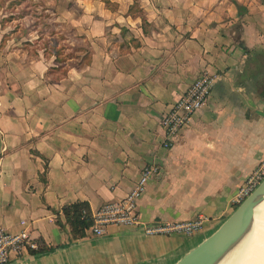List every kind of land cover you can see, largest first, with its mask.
<instances>
[{"label":"crops","instance_id":"0c3cea01","mask_svg":"<svg viewBox=\"0 0 264 264\" xmlns=\"http://www.w3.org/2000/svg\"><path fill=\"white\" fill-rule=\"evenodd\" d=\"M59 1L54 15L89 61L58 79L54 56L22 52L0 14V229L54 247L6 264H174L231 214L264 159V94L240 78L264 48V0ZM202 71L209 98L166 148L162 113ZM146 165L157 172L137 200L141 223L202 215L201 235L108 224L71 239L64 206L121 199Z\"/></svg>","mask_w":264,"mask_h":264},{"label":"built area","instance_id":"2783aa9c","mask_svg":"<svg viewBox=\"0 0 264 264\" xmlns=\"http://www.w3.org/2000/svg\"><path fill=\"white\" fill-rule=\"evenodd\" d=\"M213 78L202 71L187 87V89L162 113L161 126L164 131L163 146L173 145L180 131L186 127L191 117L202 108L209 98ZM156 167L146 165L129 193L118 200L110 201L99 206L91 213L92 225L89 230L96 236L104 233L108 224L140 227L146 235L173 234L182 232L195 234L203 227L206 218L198 215L195 219L174 223H141L137 213V200L142 194L148 180L156 174ZM264 174V159L248 175L243 185L238 189L234 204H239L255 187L257 181ZM39 242L30 237L26 230L10 233L0 229V264H6L12 253L18 254L23 249L37 250Z\"/></svg>","mask_w":264,"mask_h":264},{"label":"trees","instance_id":"16d2710c","mask_svg":"<svg viewBox=\"0 0 264 264\" xmlns=\"http://www.w3.org/2000/svg\"><path fill=\"white\" fill-rule=\"evenodd\" d=\"M37 7L38 5L33 0H11L5 7L7 15L2 18V21L15 22L10 32L15 34L16 40L20 41V50L26 52L29 57L36 56L37 50L40 49L43 50L45 57L53 55L55 66L50 67L48 73L57 74L54 79H58L65 71L63 69L59 72V67H81L87 64L89 61L88 43H81L83 37L79 36L73 28L67 30L52 22V15L44 8L39 10ZM25 16L30 18V25L25 24ZM31 32L35 33L33 37L30 36ZM67 36L80 45L69 48ZM64 50L66 53L62 55ZM249 54L252 56L244 68L247 73L240 78L243 77L249 81V88L257 90L258 85L264 84V48L250 51ZM262 88L261 93L264 94V85ZM62 214L65 223L70 227L71 239L83 237L85 231L92 225L91 212L84 201H76L64 206ZM57 222L60 223L58 219ZM39 243L38 249L31 251L34 255L48 253L54 249V247Z\"/></svg>","mask_w":264,"mask_h":264},{"label":"water","instance_id":"95a60500","mask_svg":"<svg viewBox=\"0 0 264 264\" xmlns=\"http://www.w3.org/2000/svg\"><path fill=\"white\" fill-rule=\"evenodd\" d=\"M264 196V178L207 237L186 251L174 264H213L237 244L252 224V207Z\"/></svg>","mask_w":264,"mask_h":264},{"label":"bare ground","instance_id":"6f19581e","mask_svg":"<svg viewBox=\"0 0 264 264\" xmlns=\"http://www.w3.org/2000/svg\"><path fill=\"white\" fill-rule=\"evenodd\" d=\"M213 264H264V196L252 207L248 232Z\"/></svg>","mask_w":264,"mask_h":264},{"label":"rangeland","instance_id":"374dc122","mask_svg":"<svg viewBox=\"0 0 264 264\" xmlns=\"http://www.w3.org/2000/svg\"><path fill=\"white\" fill-rule=\"evenodd\" d=\"M11 1V0H0V9L2 8V11L0 10V14L1 15H7V11L5 10V7L7 5V3ZM33 2H35L37 5H38V9H42L44 8L45 10H48V12L52 15L51 18H52V22L64 27L65 29H71V27H67L65 26L64 24L62 25V23H60L57 19V17H55L54 15V8L59 6L60 4H62V1H59V0H33ZM48 13V14H49ZM53 13V14H52ZM25 20V24L27 25H30L31 21L29 20L30 18L28 16H25L24 18ZM56 21V22H55ZM59 22V23H58ZM14 27V24L15 22H12L11 23ZM12 27V29H13ZM31 36H34L35 33L34 32H31L30 33ZM68 37V47L69 48H74L76 47L77 45H80V43H77V41L73 40L71 37L67 36ZM65 43V42H64ZM66 53V51L64 50V52L62 53V55H64ZM264 84L260 85L259 87L262 89ZM262 91V90H261ZM165 112V111H164ZM264 178V174L260 177V179L257 181L255 187L262 181V179ZM255 187L253 189H255ZM253 189L251 191H253ZM238 204H234V209L235 207L237 206ZM233 209V210H234ZM202 229V228H201ZM200 229V231L196 232L195 234H185V233H182V232H178L176 233L177 235H181V236H184V237H194V236H197V235H201L202 234V230ZM209 234H206V235H202L201 237V240H203L205 237H207ZM199 240V241H201ZM194 247V246H193Z\"/></svg>","mask_w":264,"mask_h":264}]
</instances>
